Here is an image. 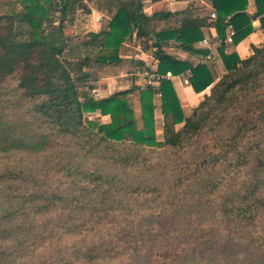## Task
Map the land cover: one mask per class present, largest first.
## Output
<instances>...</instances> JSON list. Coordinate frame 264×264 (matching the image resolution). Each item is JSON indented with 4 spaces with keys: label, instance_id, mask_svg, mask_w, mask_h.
Returning <instances> with one entry per match:
<instances>
[{
    "label": "trees",
    "instance_id": "obj_1",
    "mask_svg": "<svg viewBox=\"0 0 264 264\" xmlns=\"http://www.w3.org/2000/svg\"><path fill=\"white\" fill-rule=\"evenodd\" d=\"M107 1V28L79 42L66 28L79 8L91 12L84 0H20L21 9L0 11V264H264V100L234 96L264 85V45L244 59L222 53L228 72L215 83L207 64L165 50L176 40L208 52L195 47L206 26L225 39L231 25L238 44L253 18L264 27V0L253 17L248 0H211L212 23L185 16L161 30L153 22L171 12L149 15L144 0ZM128 38L151 48L159 74L190 70L196 92L214 83L190 116L166 77L101 99L89 93V68L119 66ZM138 89L137 116L130 98ZM15 110L16 119L6 117ZM97 111L110 121L85 116ZM161 203L185 217L158 234L151 219H135Z\"/></svg>",
    "mask_w": 264,
    "mask_h": 264
},
{
    "label": "rangeland",
    "instance_id": "obj_2",
    "mask_svg": "<svg viewBox=\"0 0 264 264\" xmlns=\"http://www.w3.org/2000/svg\"><path fill=\"white\" fill-rule=\"evenodd\" d=\"M87 3L88 7H90L91 12L87 13L83 10V8H79L75 13L73 18V22H67L68 27L66 28V33L72 36L74 42H79V39L86 35L91 31H99L100 29L107 28L108 22L112 17V13H110V6L108 5L107 0H84ZM22 8V3L20 0H0V11L1 13L10 12L13 10H19ZM212 13V11H210ZM210 13V15H211ZM211 17V16H210ZM217 17V13H216ZM212 18V17H211ZM214 19V18H213ZM212 19V21H213ZM145 42L141 40H135L133 38H128L124 45L121 47V57L123 58L122 63L119 66L114 65H99L93 64L89 70L91 71L92 75L87 81V85L93 86V89L90 90V94H92L96 99H101L104 97H108L111 94L119 91V90H126L131 87H138V88H147L150 85H154L156 83H150L146 79H143L137 76V70L141 69L142 66L138 64V60L144 54L152 55V50H145L144 49ZM75 57H78L79 51L76 49ZM144 52V53H143ZM151 58L148 57L147 61L150 62ZM10 86L15 87L17 85V77L12 78L9 80ZM84 89V88H83ZM211 90V88H210ZM138 90H136L134 95L131 96L130 100L134 107V110L138 116L140 112V100ZM14 94L19 95L21 93L20 89H14ZM264 85L256 90V92H242V87L235 89L234 96L239 97L242 101V96L247 95L248 99L257 95V93L261 94L259 100H264ZM156 98L157 103H159V96L157 94L154 96ZM263 105V103H259ZM192 111V110H191ZM191 111H187L188 114ZM7 113V112H6ZM19 110L9 111L6 114V117L10 119H16L17 115L19 116ZM86 117L90 119H100L103 122H109L110 117L101 115L99 111L93 113H86ZM156 118V131L158 139H163V126L164 121L162 118ZM183 123L177 124L176 128L179 129ZM156 203V202H155ZM154 204V203H152ZM165 204V203H164ZM163 207V208H161ZM164 205L161 203V206L153 208L156 210L157 213L151 215H141V217H136L135 220L139 221H147L151 219L153 223H156L161 227V230L157 229L158 234L165 233L164 231H171V227H174L178 223V220L184 218L185 216L180 214H175L173 211H165ZM164 213L158 215L160 213ZM215 217V216H214ZM118 219L121 223L127 222L124 216H119ZM130 221V220H129ZM130 222L127 223H131ZM165 229V230H164Z\"/></svg>",
    "mask_w": 264,
    "mask_h": 264
},
{
    "label": "crops",
    "instance_id": "obj_3",
    "mask_svg": "<svg viewBox=\"0 0 264 264\" xmlns=\"http://www.w3.org/2000/svg\"><path fill=\"white\" fill-rule=\"evenodd\" d=\"M144 10L147 14L152 15L156 12H171L172 16L164 17L161 19H156L153 22V28L156 30L174 28L181 25L182 20L186 17L191 18H207L210 23H212L210 11H215L211 0H144ZM257 11L256 0H248V7L246 12L253 17ZM264 16V13L262 14ZM253 29L252 31L244 37L238 44L233 42L231 32H234L233 27L230 25L226 29V38L223 39L219 36L215 26H206L202 28L204 32V38L209 39V44H203L201 41L195 44V47L199 49H206L208 52L213 51L215 55V60L207 64L214 75V83L228 72L224 61L222 58V53L232 54L236 53L241 59L249 57L253 53V47H259L264 45V27L261 25L259 17L252 19ZM151 50V48H150ZM165 50L177 57L178 59L184 60L192 65H197V54L199 52H189L180 46V42L176 40H170L165 46ZM223 50V51H222ZM147 51V50H146ZM205 52V53H208ZM144 53V52H143ZM150 57V62L147 58ZM139 60L145 62V65L154 72L158 68L159 61L152 55L144 54ZM145 66V67H146ZM191 75L190 70L181 73L179 75H173L168 72L166 78L170 79L173 83L174 89L180 99L183 112L186 117L190 116L194 108L199 105V103L204 99L205 94L210 92V87L206 88L201 92H196L189 82V77ZM159 96V103H157L156 98H154L156 109L155 116L162 118L164 121V115L161 109V96ZM192 110V111H191ZM187 111H191L188 114ZM107 116V115H104ZM107 122V121H106ZM164 124V123H163Z\"/></svg>",
    "mask_w": 264,
    "mask_h": 264
},
{
    "label": "built area",
    "instance_id": "obj_4",
    "mask_svg": "<svg viewBox=\"0 0 264 264\" xmlns=\"http://www.w3.org/2000/svg\"><path fill=\"white\" fill-rule=\"evenodd\" d=\"M211 17L212 18H216V11H213L211 13ZM234 32H231V35L233 36ZM203 44L208 45L209 44V39L208 38H204L202 40ZM215 55L213 53V51H210L208 53H203V52H199L197 54V64H209L210 62L215 60ZM137 76L146 79L148 82L150 83H155L158 80H160L161 78L166 77L167 75H161L158 72H154L150 69H146V68H141L138 69L136 71Z\"/></svg>",
    "mask_w": 264,
    "mask_h": 264
}]
</instances>
